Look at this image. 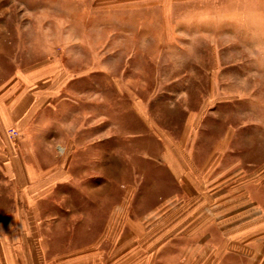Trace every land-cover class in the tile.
I'll list each match as a JSON object with an SVG mask.
<instances>
[{"label":"rangeland","instance_id":"374dc122","mask_svg":"<svg viewBox=\"0 0 264 264\" xmlns=\"http://www.w3.org/2000/svg\"><path fill=\"white\" fill-rule=\"evenodd\" d=\"M43 67L65 78L62 92L69 100L58 107L60 120L76 114L82 126L86 110L103 108L116 147L122 138L117 128L127 141L154 138L144 131L143 111L157 127L154 150H162L161 139L194 142L196 161L221 162L228 173L237 168L238 180L250 183L254 202L264 207V0H0V89L22 72ZM101 93L108 101L102 106ZM84 155L76 152L70 168L77 180L42 202L47 257L40 263L63 264L57 257L69 254L85 256L77 264H112L117 236L107 225L119 214L143 223L144 258L153 232L165 237L174 218L178 224L197 216L196 204L176 216V207L165 206L173 184L156 164L140 165L136 174L147 176L139 180L140 194L128 189L123 198L112 194L114 165L102 171L101 165L80 163ZM132 166L125 165L128 188ZM156 171L159 180L151 182L148 173ZM154 189L157 197L150 194ZM8 190L0 189V236L12 229L4 225L15 215ZM119 203L123 213L117 212ZM22 246L0 242V264H38L4 260L11 251L19 256ZM153 248L159 263L165 261L166 244ZM91 253L99 257L87 260Z\"/></svg>","mask_w":264,"mask_h":264},{"label":"crops","instance_id":"0c3cea01","mask_svg":"<svg viewBox=\"0 0 264 264\" xmlns=\"http://www.w3.org/2000/svg\"><path fill=\"white\" fill-rule=\"evenodd\" d=\"M64 81V77L52 75L43 67L33 72H22L0 89V189L11 188L8 192L13 196L15 210L13 221L8 220L4 225L12 229L7 235L0 236V242L23 245L19 256L12 255L11 251L3 254L4 260H37L38 264L45 260L42 202L58 189L67 191V184L72 185L71 182L77 180V175L70 168L77 162L74 161L75 153L84 152L82 164L91 167L101 165L102 171L114 165L117 175L112 182V194L118 197L124 198L128 189L131 195H136L137 190L140 194V181L146 180L147 176L137 175V170H141L140 165L143 164H156L155 168L165 173L173 184L171 191L166 192L165 206L182 207V210L171 209L173 216L186 210L184 207L197 205L196 211L194 208L190 210L197 216L190 220L175 224L177 219L172 216L174 219L165 237L153 232L144 258H139L144 244L141 220H126L125 214H119L117 219L108 221V228L110 231L114 228V236H117L111 241L117 242L118 254L112 264H264V207L254 202L253 188L248 186L250 183L238 180L237 168L228 173L221 162L196 161L192 157L194 142L191 146V141L186 139H161L162 150H154L155 143L159 141L158 135L154 134L157 127L147 115H143L140 104L141 116H145L144 131L154 138L127 141L125 132L117 128L118 137L123 139L115 140L118 143L116 147L111 141L116 135H111L108 111L104 112L103 108L100 113L86 110L87 119L82 126L76 125V114L60 120L58 107L69 100L62 92ZM101 96L99 104L102 106L104 101L106 104L108 101L102 93ZM75 105L74 102L71 108ZM79 129L84 134L79 135ZM10 131L17 132L19 137L12 138ZM127 163L133 165L134 183H129V188L126 187ZM219 169L220 172H216ZM154 173H148L149 179L157 183L160 173ZM109 192L110 189L108 195ZM150 194L157 197L158 190L154 189ZM153 199L151 197L150 200ZM181 199H190L189 204H180L178 201ZM105 204L109 208L107 201ZM118 206L117 212L123 213V206L120 203ZM156 207L159 210V204ZM126 228L129 231L124 234ZM110 231L107 238L112 233ZM133 243L136 246L129 248ZM159 243L166 244L167 251L165 261L161 263L157 258L158 250L155 257L152 253L153 244ZM178 246L181 247L178 249ZM88 256L87 260L97 259L99 253ZM57 258L66 260L63 264H77V260L85 256L72 258L68 254Z\"/></svg>","mask_w":264,"mask_h":264},{"label":"built area","instance_id":"2783aa9c","mask_svg":"<svg viewBox=\"0 0 264 264\" xmlns=\"http://www.w3.org/2000/svg\"><path fill=\"white\" fill-rule=\"evenodd\" d=\"M10 135H11L12 138H17L19 136V134L17 132H15V131H11Z\"/></svg>","mask_w":264,"mask_h":264}]
</instances>
